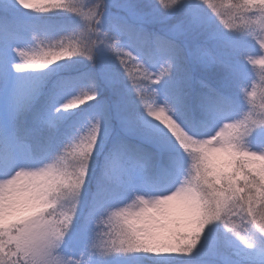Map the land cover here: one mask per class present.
<instances>
[{"label":"snow or ice","instance_id":"snow-or-ice-1","mask_svg":"<svg viewBox=\"0 0 264 264\" xmlns=\"http://www.w3.org/2000/svg\"><path fill=\"white\" fill-rule=\"evenodd\" d=\"M0 264H264V0H0Z\"/></svg>","mask_w":264,"mask_h":264}]
</instances>
